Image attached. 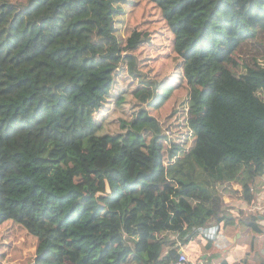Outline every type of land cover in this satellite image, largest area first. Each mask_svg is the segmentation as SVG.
<instances>
[{"label":"trees","instance_id":"trees-1","mask_svg":"<svg viewBox=\"0 0 264 264\" xmlns=\"http://www.w3.org/2000/svg\"><path fill=\"white\" fill-rule=\"evenodd\" d=\"M263 172L264 0H0V264H170Z\"/></svg>","mask_w":264,"mask_h":264},{"label":"crops","instance_id":"crops-1","mask_svg":"<svg viewBox=\"0 0 264 264\" xmlns=\"http://www.w3.org/2000/svg\"><path fill=\"white\" fill-rule=\"evenodd\" d=\"M245 199L239 184L228 188L225 212L185 243L193 264H264V172L253 182ZM246 218L254 221L261 232L253 233ZM162 251L163 255L167 252L165 246Z\"/></svg>","mask_w":264,"mask_h":264},{"label":"rangeland","instance_id":"rangeland-1","mask_svg":"<svg viewBox=\"0 0 264 264\" xmlns=\"http://www.w3.org/2000/svg\"><path fill=\"white\" fill-rule=\"evenodd\" d=\"M128 14V11H127ZM126 16H122V18L118 19L117 22V37H121L123 34V24L121 23L125 22ZM149 19L147 14L143 13V9H141L136 17L131 19V25L133 27H138V29L145 28L146 21ZM149 24V22H147ZM142 52V48L139 47L137 54H140ZM146 57H149V60H144L142 62L143 64H147L148 68H144L141 71L145 73L147 79H154L159 81V89H162L163 93L166 94L168 91V88L170 87L169 79L171 77L170 74V68L173 66L169 62H162L160 57H156L154 54V51H151L150 53H145ZM153 59V61L151 60ZM237 63V62H236ZM140 66V65H139ZM125 68V67H122ZM237 69L240 71H243L242 67H240L237 63ZM150 70V71H149ZM115 84L118 86V89L120 91H125L126 93L129 92L132 88H136L137 83H135L132 87L128 85V81H120L116 79ZM127 107L133 108L136 106V103H139L141 107L145 109V111L148 113L149 117H153L157 120V126L158 131L162 132L164 134L165 138V144L167 149V157L171 158L176 156L178 153V148L181 146L183 137H184V130L181 128V121L178 120V117L176 114H172L171 109L172 106L169 105L168 107L161 108L157 111H152L149 109L148 105H146L144 102H136L133 98L128 97L127 98ZM118 117V115H117ZM122 124V123H120ZM129 128V126H127ZM27 251H23V254Z\"/></svg>","mask_w":264,"mask_h":264},{"label":"built area","instance_id":"built-area-1","mask_svg":"<svg viewBox=\"0 0 264 264\" xmlns=\"http://www.w3.org/2000/svg\"><path fill=\"white\" fill-rule=\"evenodd\" d=\"M177 247H178L177 258L175 261L171 262L170 264H193L190 260L187 251V245L178 242Z\"/></svg>","mask_w":264,"mask_h":264}]
</instances>
